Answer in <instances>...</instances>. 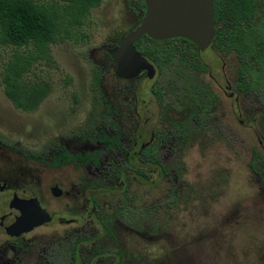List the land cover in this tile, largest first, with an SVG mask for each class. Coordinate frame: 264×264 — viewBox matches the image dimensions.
<instances>
[{
	"label": "flooded vegetation",
	"instance_id": "af4514ba",
	"mask_svg": "<svg viewBox=\"0 0 264 264\" xmlns=\"http://www.w3.org/2000/svg\"><path fill=\"white\" fill-rule=\"evenodd\" d=\"M242 1L211 0L213 31L203 50L185 37L168 38L193 60L197 78L206 90L171 96L172 92L159 88L155 65L139 51L151 64L152 75L145 70L131 77L116 74V62L108 50L125 32L116 42L88 49L96 60L85 69L81 90L70 92L66 112L49 137H41L26 148L17 140L0 136V216L8 213L12 201L26 200L38 221L12 233L0 225V264H139V258L140 264H150L146 255L139 254L138 246L157 236L153 211L165 204L168 208L180 205V193L170 177L181 180L186 167L196 162L197 168L202 156L213 153L217 138L209 131L231 129L235 108L239 116L236 123L243 129L252 124L260 133L257 144L250 147L246 166L262 176L264 187V102L242 87L241 37L237 31L240 25L247 26L241 20ZM223 6L226 13L219 10ZM248 31L246 39L254 46L251 61L255 62L256 55L264 60V36ZM165 40H157V45L166 44ZM204 51L220 62L222 83L202 59ZM187 93L195 97L186 99ZM248 97L250 101H245ZM35 162L55 171L43 186H35L38 169L28 167ZM156 175L161 183L166 182L162 184L163 199L144 204V198L138 197V181H152ZM195 180L197 190L210 189L211 183ZM146 192L144 197L155 195L149 187ZM191 198L183 196L188 205ZM123 201L145 211L143 229L113 218L111 232L104 233L100 214H112Z\"/></svg>",
	"mask_w": 264,
	"mask_h": 264
},
{
	"label": "rangeland",
	"instance_id": "374dc122",
	"mask_svg": "<svg viewBox=\"0 0 264 264\" xmlns=\"http://www.w3.org/2000/svg\"><path fill=\"white\" fill-rule=\"evenodd\" d=\"M34 1L55 14L58 34L67 31L69 35L57 36L48 46V57L43 59H31L33 50L30 46L0 44V77L16 55L20 61H25L20 82H38L48 88L38 105L26 111L11 104L0 82V136L17 140L26 148L41 137H49L54 124L66 112L70 92L81 90L84 71L96 60L88 49L99 43L118 41L138 21L126 0H99L96 6L89 7L82 16H78L79 23L71 21V0ZM201 57L222 83L220 62L208 51L201 53ZM66 75L70 82L63 84ZM246 100L250 101V98ZM236 110L231 129L209 131L216 135V150L202 156L197 168L196 162H192L194 166L186 167L181 180L174 181L173 176L170 177V182L180 193V205L176 203L168 208L169 205L165 204L153 211L157 236L138 246L139 254L146 255L150 264H264L262 176L253 174L246 166L250 147L257 144L256 136L260 133L251 128L252 124H249V129L240 127L236 123L239 118ZM138 166L145 169L139 163ZM28 167L38 169L35 186H43L55 175L53 168L44 167L39 162L29 163ZM195 177L201 184L211 183L210 189L202 187L197 190ZM163 183L166 182L161 183L159 175L152 181L139 179L137 190L138 197L144 198L142 203L162 200ZM148 187L155 192L154 198L144 197ZM202 189L208 192L204 193ZM184 195L192 197L190 206L188 199H183Z\"/></svg>",
	"mask_w": 264,
	"mask_h": 264
},
{
	"label": "trees",
	"instance_id": "16d2710c",
	"mask_svg": "<svg viewBox=\"0 0 264 264\" xmlns=\"http://www.w3.org/2000/svg\"><path fill=\"white\" fill-rule=\"evenodd\" d=\"M73 17L71 21L80 22L78 16H82L89 7L96 6L99 0H71ZM130 9L140 19L143 11L142 0H127ZM262 3V5H261ZM221 12L228 9L219 7ZM264 0H243L240 4L241 19L247 26L238 28V36L241 37L239 52L242 58L241 69L244 78L242 87L252 90L258 100L264 102V60L256 55L255 62L251 61L250 55L254 54L252 46L246 39L252 29L256 35L264 36ZM247 22V23H246ZM244 24V25H245ZM243 25V24H242ZM246 27L248 29H246ZM58 23L55 14L34 0H0V44L15 47H32L31 59H43L48 57V46L56 40L57 36L68 34L67 31L58 34ZM84 36V33H81ZM248 37V36H247ZM163 41V40H161ZM160 41L152 40L142 35L134 42L137 51L145 58L153 62L156 68V82L159 88L169 90L171 96L180 97L183 91H204L207 88L199 82L197 71L193 66V60L188 54H183V48L173 40L166 39V44L157 45ZM188 52V50H186ZM264 59V58H263ZM14 55L13 60L3 69L0 82L3 92L11 104L22 110L34 109L47 93V86L33 82L23 84L20 82L21 71L25 61ZM89 63V61H88ZM70 82L68 75L63 79V84ZM186 99L194 98V94L187 93ZM11 145V142L9 143ZM26 153L35 156L33 151ZM113 218L121 220L137 230H142L143 220L146 218L145 211L139 207L133 208L131 204L123 201L119 208L114 209L112 214L101 213L99 219L102 222L104 233H110V225ZM154 228V226H153Z\"/></svg>",
	"mask_w": 264,
	"mask_h": 264
},
{
	"label": "water",
	"instance_id": "95a60500",
	"mask_svg": "<svg viewBox=\"0 0 264 264\" xmlns=\"http://www.w3.org/2000/svg\"><path fill=\"white\" fill-rule=\"evenodd\" d=\"M143 5L138 23L108 50L116 62V74L131 77L145 70L148 76L152 75L151 64L133 45L142 35L153 40L185 37L199 50L208 45L213 31L211 0H143ZM26 203V200H14L8 213L0 216V225L6 232H16L23 225L28 229L38 223L34 210Z\"/></svg>",
	"mask_w": 264,
	"mask_h": 264
}]
</instances>
